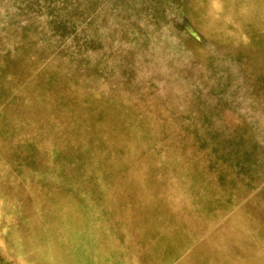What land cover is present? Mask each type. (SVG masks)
Returning a JSON list of instances; mask_svg holds the SVG:
<instances>
[{"label":"rangeland","instance_id":"obj_1","mask_svg":"<svg viewBox=\"0 0 264 264\" xmlns=\"http://www.w3.org/2000/svg\"><path fill=\"white\" fill-rule=\"evenodd\" d=\"M0 264H264V0H0Z\"/></svg>","mask_w":264,"mask_h":264}]
</instances>
